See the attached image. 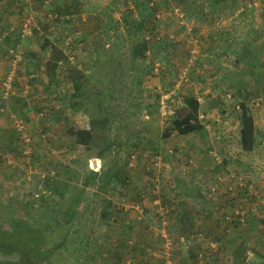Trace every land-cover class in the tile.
<instances>
[{
  "label": "rangeland",
  "instance_id": "rangeland-1",
  "mask_svg": "<svg viewBox=\"0 0 264 264\" xmlns=\"http://www.w3.org/2000/svg\"><path fill=\"white\" fill-rule=\"evenodd\" d=\"M189 96L203 127L181 134ZM13 219L62 243L41 264H167L164 234L177 264H264V0H0V228Z\"/></svg>",
  "mask_w": 264,
  "mask_h": 264
},
{
  "label": "trees",
  "instance_id": "trees-1",
  "mask_svg": "<svg viewBox=\"0 0 264 264\" xmlns=\"http://www.w3.org/2000/svg\"><path fill=\"white\" fill-rule=\"evenodd\" d=\"M141 45L142 46L138 47L135 51L137 55L144 54L149 47V44L145 39L144 41H142ZM54 49L58 52V54H61L62 59L66 58V54L62 50L58 51L56 47H54ZM59 63H60V57L53 54L47 60V67L49 68V70H54L59 66ZM186 103L188 105L189 112L186 114V116L182 118H177L174 121L175 122L174 128L181 134L197 132L203 127V123L199 115V109H200L199 99L194 96H189L186 98ZM241 113H242L240 117L241 141L244 145H247L249 130L250 127L252 126L251 123L252 118L249 114L248 108L244 104L242 106ZM91 138H92V131L90 130L75 131L76 143L89 145V143L91 142ZM57 190L59 192H64L62 191V188L59 187H57ZM70 220H72V217H70ZM74 220L72 222H74ZM246 220L247 219L244 217L242 222L245 223ZM193 223L194 222H192V224ZM10 224H11L10 225L11 228L9 231L8 230L4 231L3 229L0 228V251L5 254H11L15 251L21 252L24 258L21 264H41L42 261L49 259L56 252V250L60 248V246L62 245V243H58L51 247L45 248L43 246V241H44L43 236L39 231L30 229L28 225L24 223L21 219H13V221L10 222ZM262 224L264 226V221ZM193 227L195 228V225H193ZM193 227L191 229H193ZM259 229L261 230V228ZM200 248L203 249V247ZM158 249L151 250L152 254L155 255V252ZM209 249L210 248H205L204 246L203 250L207 252ZM27 251L32 254V257H30Z\"/></svg>",
  "mask_w": 264,
  "mask_h": 264
},
{
  "label": "built area",
  "instance_id": "built-area-1",
  "mask_svg": "<svg viewBox=\"0 0 264 264\" xmlns=\"http://www.w3.org/2000/svg\"><path fill=\"white\" fill-rule=\"evenodd\" d=\"M31 22L30 20H28L25 24H24V27L22 28V36H25L26 34L28 35H31L33 31H31L32 27H31ZM30 33V34H29ZM16 60H20V59H16ZM8 90V89H7ZM196 236H200L199 239L202 238V233H199V235H192V234H189V235H186L183 238V240L187 241V242H193L195 237ZM164 237L166 238V241L165 243L163 244V254H164V257L166 259V263L167 264H177L175 261H174V258L172 257V249H173V242L172 240L167 237L166 234H164ZM201 240H204V239H201ZM208 239L206 238L205 241H207ZM215 246V245H214ZM160 249V248H159ZM156 253V252H155ZM199 256L201 258H208L209 257V253L206 252L205 250H202L199 252Z\"/></svg>",
  "mask_w": 264,
  "mask_h": 264
},
{
  "label": "bare ground",
  "instance_id": "bare-ground-1",
  "mask_svg": "<svg viewBox=\"0 0 264 264\" xmlns=\"http://www.w3.org/2000/svg\"><path fill=\"white\" fill-rule=\"evenodd\" d=\"M232 179V178H231Z\"/></svg>",
  "mask_w": 264,
  "mask_h": 264
}]
</instances>
